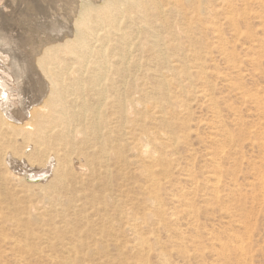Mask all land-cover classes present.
Here are the masks:
<instances>
[{"label": "bare ground", "instance_id": "6f19581e", "mask_svg": "<svg viewBox=\"0 0 264 264\" xmlns=\"http://www.w3.org/2000/svg\"><path fill=\"white\" fill-rule=\"evenodd\" d=\"M187 1L198 11L205 2ZM17 2L0 0V243H7L3 230L9 226L19 233L10 246L20 259L30 254L87 264L108 258L111 248L126 247L139 225L131 186L144 194L150 184L151 215L159 211L157 168L166 164L160 150L169 145H159L160 123L145 126L144 104L149 110L164 99L178 100L172 94L181 86L175 63L187 68L188 52L196 56L192 61L201 60L202 45L186 25L187 51L168 20L187 18L182 0H75L69 33L52 29L55 35L19 54L20 44L3 28ZM145 51L155 60L153 88L143 82ZM164 126L174 132L168 122ZM165 134L171 145L178 142ZM56 249L63 255L50 252Z\"/></svg>", "mask_w": 264, "mask_h": 264}, {"label": "rangeland", "instance_id": "374dc122", "mask_svg": "<svg viewBox=\"0 0 264 264\" xmlns=\"http://www.w3.org/2000/svg\"><path fill=\"white\" fill-rule=\"evenodd\" d=\"M182 1L187 18L168 20L187 51L182 30L186 25L193 28L192 35L202 45L201 60L192 61L196 56L188 52L187 68L183 62L175 63L181 86L172 94L178 100L164 99L159 108L149 110L145 103L143 108L145 126L160 123L159 145H169L160 150L166 164L157 168V218L151 215L150 184L144 194L139 185L131 186L129 196L140 204L135 209L137 229L129 232L125 248H111L108 258L87 264H264V0H205L199 11L193 0L194 7ZM17 3L13 18L5 22L8 28H3L12 43L20 44L19 54L29 53L39 38L55 35L56 29L67 34L73 28L75 0ZM32 3L36 5L28 6ZM194 21L203 26L197 29ZM143 56L148 64L143 82L153 88L158 76L153 77L150 66L155 60L151 52ZM164 121L174 127L173 133ZM166 132L178 142L171 145ZM5 227L8 241L0 243V264H64L30 254L20 259L10 246L19 233ZM62 251L50 252L61 256Z\"/></svg>", "mask_w": 264, "mask_h": 264}, {"label": "water", "instance_id": "95a60500", "mask_svg": "<svg viewBox=\"0 0 264 264\" xmlns=\"http://www.w3.org/2000/svg\"><path fill=\"white\" fill-rule=\"evenodd\" d=\"M40 178V177H39Z\"/></svg>", "mask_w": 264, "mask_h": 264}]
</instances>
